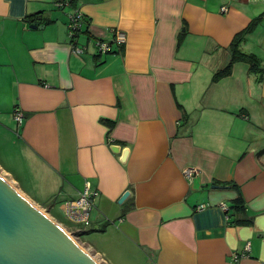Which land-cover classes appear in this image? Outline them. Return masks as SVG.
I'll return each instance as SVG.
<instances>
[{
	"label": "crops",
	"instance_id": "obj_1",
	"mask_svg": "<svg viewBox=\"0 0 264 264\" xmlns=\"http://www.w3.org/2000/svg\"><path fill=\"white\" fill-rule=\"evenodd\" d=\"M257 19L241 50L260 70L214 83ZM262 69L264 0H0V167L45 209L89 184L82 231L108 264H264Z\"/></svg>",
	"mask_w": 264,
	"mask_h": 264
},
{
	"label": "water",
	"instance_id": "obj_2",
	"mask_svg": "<svg viewBox=\"0 0 264 264\" xmlns=\"http://www.w3.org/2000/svg\"><path fill=\"white\" fill-rule=\"evenodd\" d=\"M43 26L32 25L31 29ZM115 154L121 147L112 146ZM129 150L122 152L125 163ZM126 191L118 200L123 204ZM0 264H98L48 214L0 175Z\"/></svg>",
	"mask_w": 264,
	"mask_h": 264
},
{
	"label": "built area",
	"instance_id": "obj_3",
	"mask_svg": "<svg viewBox=\"0 0 264 264\" xmlns=\"http://www.w3.org/2000/svg\"><path fill=\"white\" fill-rule=\"evenodd\" d=\"M58 5L62 6L63 3H58ZM225 11H227L225 9ZM83 15L80 12H75L70 15L69 19V33L72 39V47L73 51L75 54H80L82 50L77 46L76 38L79 36V33L81 31V26H82V20H83ZM127 41L126 35L119 31L116 32L114 43H117L119 45H124ZM97 47L99 48L100 52L102 53H109L111 51V43H104V42H97ZM16 120L19 123H22L23 120V114L20 112H16ZM198 174V171L196 169H186L184 170V175L188 179H193L196 175ZM97 193L92 191L90 189V186L86 187L85 191L82 193L80 198L76 201H71L68 202L65 205V211L67 214L68 219L74 223V224H80L83 225L84 227H89L91 225L90 221V216H91V211L94 207V200L96 197ZM222 209L224 211H227V207L222 204ZM202 207H199L201 209Z\"/></svg>",
	"mask_w": 264,
	"mask_h": 264
},
{
	"label": "trees",
	"instance_id": "obj_4",
	"mask_svg": "<svg viewBox=\"0 0 264 264\" xmlns=\"http://www.w3.org/2000/svg\"><path fill=\"white\" fill-rule=\"evenodd\" d=\"M63 1H64V3H69V5L75 6L79 0H63ZM59 3H63V2L61 1ZM40 17H41L40 14L35 16L34 23H36V25L42 22V19ZM83 19H84V17H83ZM82 21H83V27H84L85 19ZM259 21H260V19L254 20L245 30H243L242 32L238 33L235 36L234 40L232 41V43L230 45V50L232 53L231 60L224 68H222L220 71H218L214 75V77H213L214 83L230 76L233 72V67L236 63L242 62V63L248 64L250 66L251 71H253V72L260 70V64H259L258 58L255 55L244 53L241 50L242 43L246 40L248 35H250L251 33L254 32V30L257 26V23ZM75 41L76 40H74L73 42H75ZM261 71H264V69H262ZM105 123L109 126V128H113V126H114L113 122L105 121ZM227 213H228V211H227ZM72 224H74V223H72ZM90 232L91 231L85 232V233L87 234ZM85 233H83V231H81L79 235L82 236V235H85Z\"/></svg>",
	"mask_w": 264,
	"mask_h": 264
},
{
	"label": "rangeland",
	"instance_id": "obj_5",
	"mask_svg": "<svg viewBox=\"0 0 264 264\" xmlns=\"http://www.w3.org/2000/svg\"><path fill=\"white\" fill-rule=\"evenodd\" d=\"M8 159H9L11 164L6 163V162L5 163L8 166L11 165L10 168H14L13 160L9 157H8ZM0 175L14 185L11 177L9 175H7L1 167H0ZM64 205L65 204H63V205L57 204L54 206L53 210H51V208L45 209V208H41L37 205L36 206L40 210H42L43 212L48 214L59 225H61L70 234V236H72V238L78 243V245H80L84 250H86L88 252V254H90L98 262V264H108V262L106 260H103L99 255H97V253H95V251L87 244V240L89 242H91L90 241V235H86V234L82 235V236L79 235L80 232L82 231V229L86 230V232H88L90 230L91 226L85 228V227H83V225H80V224H72V222L67 217L66 211L63 209ZM90 221L92 224L91 217H90ZM95 239L97 240L98 237H95Z\"/></svg>",
	"mask_w": 264,
	"mask_h": 264
}]
</instances>
